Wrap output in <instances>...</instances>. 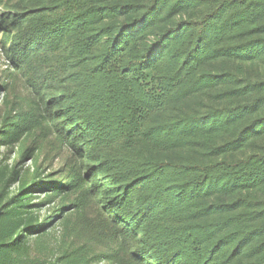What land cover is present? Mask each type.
Instances as JSON below:
<instances>
[{"label": "trees", "instance_id": "obj_1", "mask_svg": "<svg viewBox=\"0 0 264 264\" xmlns=\"http://www.w3.org/2000/svg\"><path fill=\"white\" fill-rule=\"evenodd\" d=\"M0 52V264H264V0H0Z\"/></svg>", "mask_w": 264, "mask_h": 264}, {"label": "rangeland", "instance_id": "obj_2", "mask_svg": "<svg viewBox=\"0 0 264 264\" xmlns=\"http://www.w3.org/2000/svg\"><path fill=\"white\" fill-rule=\"evenodd\" d=\"M7 65L6 62L3 58L2 53L0 52V86L2 82L6 79L7 75ZM16 84V87H18V90L21 92L23 89V86L20 81H18ZM18 91V92H19ZM14 101V95L13 94H8L7 92H3L0 90V120L5 116V114L9 111V109L12 108V103ZM33 140L29 139L28 142H26V146L30 147L32 144L37 145V144H42V153L41 157L44 158V156H47V160L44 161V166L45 165H51V170H56L61 166L62 162V154L59 152L55 153L54 151H51L49 147L46 145V142H41L40 140H37L34 144L32 142ZM16 152L17 149L16 147H12V149H9L8 147H0V181L1 185L5 183L6 179L10 175L15 162H16ZM30 166H32L31 161L25 160L23 164L18 167V169H22V171H25L26 169H31ZM47 168V167H46ZM18 187V182L16 181H11L8 185V191L9 192H14L16 191ZM35 197V196H34ZM34 202H37L35 200ZM51 208V207H50ZM48 209V207L46 208Z\"/></svg>", "mask_w": 264, "mask_h": 264}]
</instances>
